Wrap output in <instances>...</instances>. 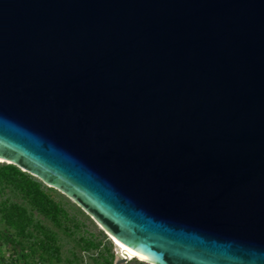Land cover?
I'll use <instances>...</instances> for the list:
<instances>
[{
    "label": "water",
    "instance_id": "95a60500",
    "mask_svg": "<svg viewBox=\"0 0 264 264\" xmlns=\"http://www.w3.org/2000/svg\"><path fill=\"white\" fill-rule=\"evenodd\" d=\"M0 161L149 263L264 264V0H0Z\"/></svg>",
    "mask_w": 264,
    "mask_h": 264
},
{
    "label": "rangeland",
    "instance_id": "374dc122",
    "mask_svg": "<svg viewBox=\"0 0 264 264\" xmlns=\"http://www.w3.org/2000/svg\"><path fill=\"white\" fill-rule=\"evenodd\" d=\"M118 255L110 236L71 199L0 161V264H113Z\"/></svg>",
    "mask_w": 264,
    "mask_h": 264
},
{
    "label": "bare ground",
    "instance_id": "6f19581e",
    "mask_svg": "<svg viewBox=\"0 0 264 264\" xmlns=\"http://www.w3.org/2000/svg\"><path fill=\"white\" fill-rule=\"evenodd\" d=\"M109 236H110V235H109ZM110 238H111V240L113 241V243H114L115 246H116V249H117V251H118V253H119L118 256H125V257L127 258V261H128V260H131V259H133V258H137V259L142 260V261H147L146 259H144V258H142V257H140V256H138V255H136V254H134V253H132V252L126 250L125 248L121 247L119 244H117V242H116L111 236H110ZM147 262H148V261H147ZM151 264H152V263H151Z\"/></svg>",
    "mask_w": 264,
    "mask_h": 264
}]
</instances>
